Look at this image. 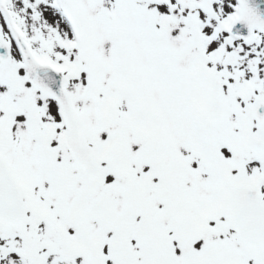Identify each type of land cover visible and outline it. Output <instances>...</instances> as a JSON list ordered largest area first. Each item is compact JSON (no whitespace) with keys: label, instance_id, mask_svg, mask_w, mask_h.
<instances>
[{"label":"snow or ice","instance_id":"6c2138e0","mask_svg":"<svg viewBox=\"0 0 264 264\" xmlns=\"http://www.w3.org/2000/svg\"><path fill=\"white\" fill-rule=\"evenodd\" d=\"M0 264H264V0H0Z\"/></svg>","mask_w":264,"mask_h":264}]
</instances>
